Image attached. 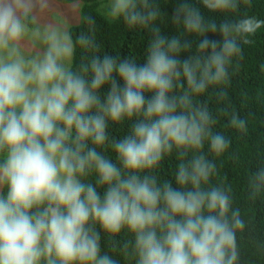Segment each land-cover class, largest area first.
I'll return each mask as SVG.
<instances>
[{
	"label": "clouds",
	"instance_id": "9594fccd",
	"mask_svg": "<svg viewBox=\"0 0 264 264\" xmlns=\"http://www.w3.org/2000/svg\"><path fill=\"white\" fill-rule=\"evenodd\" d=\"M169 3L101 0L147 34L138 56L105 50L83 0H0V264H241L217 125L246 132L227 88L264 19L251 0Z\"/></svg>",
	"mask_w": 264,
	"mask_h": 264
},
{
	"label": "trees",
	"instance_id": "16d2710c",
	"mask_svg": "<svg viewBox=\"0 0 264 264\" xmlns=\"http://www.w3.org/2000/svg\"><path fill=\"white\" fill-rule=\"evenodd\" d=\"M175 2L170 0L164 10L171 14ZM83 3L84 12L92 13L97 19L98 38L105 50L113 55L131 52L143 56L148 40L146 33L130 31L122 22L107 20L100 8L101 0H83ZM241 12L264 19V0H251V6H243ZM161 27L168 35L177 31L170 21ZM251 39L253 43L243 47L239 70L227 88L229 102L247 120V129L241 134L228 128L226 119L220 118L217 130L231 138L232 146L217 163L220 177L233 187L235 206L240 207L246 222L244 232L238 233L241 264H264V194L252 201L246 193L248 173L264 159V28Z\"/></svg>",
	"mask_w": 264,
	"mask_h": 264
}]
</instances>
